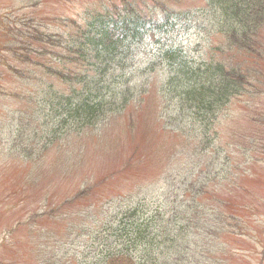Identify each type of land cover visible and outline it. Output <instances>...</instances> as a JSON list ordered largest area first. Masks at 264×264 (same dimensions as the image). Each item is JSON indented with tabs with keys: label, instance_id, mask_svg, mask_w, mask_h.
Listing matches in <instances>:
<instances>
[{
	"label": "trees",
	"instance_id": "trees-1",
	"mask_svg": "<svg viewBox=\"0 0 264 264\" xmlns=\"http://www.w3.org/2000/svg\"><path fill=\"white\" fill-rule=\"evenodd\" d=\"M108 3L97 17L89 16L87 7L86 28L66 49L56 36L53 46L74 51L79 73L51 74L35 64L73 84L68 94L45 88L37 127L57 128L56 134L68 127L78 131L126 114L133 102L140 114L164 101L161 110H152L153 118L162 120L180 146L155 183L109 196L95 212H78L67 232L84 234L80 264H198L213 244H235L232 238L250 229L251 208L221 200L219 182L227 178L229 155L215 146L204 157L219 139L211 130L219 116L233 98L250 94L248 74L258 75L264 66V0H199L188 8L174 0ZM262 89L264 81L258 92ZM25 112L17 116L12 137L27 128ZM37 141L40 145L36 135L32 142ZM50 145L43 142L39 152ZM183 160L193 164L189 170ZM194 172L195 179L187 180ZM87 194L82 190L76 197ZM79 217L85 225H78Z\"/></svg>",
	"mask_w": 264,
	"mask_h": 264
},
{
	"label": "rangeland",
	"instance_id": "rangeland-1",
	"mask_svg": "<svg viewBox=\"0 0 264 264\" xmlns=\"http://www.w3.org/2000/svg\"><path fill=\"white\" fill-rule=\"evenodd\" d=\"M174 1L182 8L199 3ZM108 2L9 0L10 13L0 18V264H80L84 234L76 229L67 232L66 226L75 222L70 218L78 212H95L109 196H126L138 187L151 186L178 151V139L171 138L162 120L153 118L152 110H161L164 101L145 106L140 114L133 102L126 114L78 131L68 127L56 134L57 128L46 132L37 127L45 88L51 85L62 94L73 88L72 83L51 75L54 69L79 73L74 54L53 46L56 36L63 47L70 45L74 28H86L87 7L88 15L97 17ZM39 36L45 40L39 42ZM35 64L46 66L51 74ZM247 78L245 90L250 94L233 98L221 113L211 129L219 139L207 153L219 146L229 155L227 178L219 182L221 200L249 206L250 229L232 238L235 244L226 240L221 241L222 247L213 244L198 264H264V89L258 92L264 66L258 75L251 73ZM22 110L30 113V122H24L28 125L23 133L12 137ZM36 135L40 145L32 142ZM43 142L51 145L39 152ZM182 164L186 170L193 165L185 160ZM82 190L88 194L76 197ZM78 225H85L81 217Z\"/></svg>",
	"mask_w": 264,
	"mask_h": 264
}]
</instances>
